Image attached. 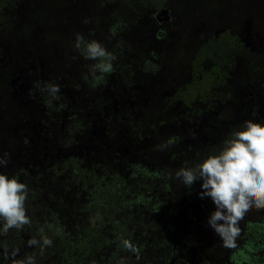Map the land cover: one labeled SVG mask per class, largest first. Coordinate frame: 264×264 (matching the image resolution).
I'll return each mask as SVG.
<instances>
[{
	"label": "flooded vegetation",
	"instance_id": "af4514ba",
	"mask_svg": "<svg viewBox=\"0 0 264 264\" xmlns=\"http://www.w3.org/2000/svg\"><path fill=\"white\" fill-rule=\"evenodd\" d=\"M161 6L143 10L140 15L143 28L131 33L130 42H136L140 35L138 51L144 53L143 64L147 61L154 62L141 68L140 81L129 88L121 84L119 72L93 79L91 73L85 76L86 65L78 60L75 62L77 55L71 60L63 56L65 61L58 55H48L49 50L61 52L64 41L61 40L63 42L60 46H54L53 50L51 38L40 46L39 43L47 35L37 30L41 26L37 22L36 40L33 44H38L39 47L34 53L30 52L33 65L27 70L23 82L16 80L17 85L14 87L20 86L19 93H14L13 98L6 101L0 98V103L3 102L5 107L4 114L11 116L16 125L23 122L27 126L17 127L15 131L11 127L14 124L8 123L0 114L4 123L0 126V132H5L9 139L17 141L14 145H22L28 141L24 146L32 149L39 147V154L34 157L32 153L27 155L23 149L10 146V150L5 149L8 154L5 158L10 159L12 164L7 162L6 166H0V171L22 172V175H26L28 170L34 177L46 172L45 162L49 155L51 163H54L59 162V155L61 159V155L67 158L76 154V149L82 144L83 133L90 132L99 137L111 133L114 142L121 148L120 151L128 153L125 155L128 156L127 159L101 166L94 158L85 159L78 162L79 167L87 169L86 172L97 168L105 171L106 181L109 183L116 182L115 175L125 173L127 167V173L131 174L135 166H140L144 173L137 177L134 185L133 181L128 182L123 192L117 191L119 188L114 191L111 189L113 194L119 192L118 196H125L129 208L131 198L143 194V197L152 198L151 210L154 212L162 209L160 202L153 197L160 192L161 198L170 197L168 207L172 211L163 218L164 213H160L156 222L150 226L144 225V221L136 222V229L134 228L130 238L122 239L130 240L139 248V258L123 246H107L110 240H106L97 251L94 246L77 245L63 253L64 246L56 242H52L53 247L41 250L38 246H29L28 242L32 238L42 241L36 232L37 222L41 219L45 222L43 216L49 213L41 205L30 206L39 201L36 199L39 196L33 194L37 189H31L28 199L34 198L36 201H26L27 215L35 216L37 221L34 226L25 225L19 230L13 228L6 235H0V264H16L27 256H33L35 264H120L121 260L126 261V264H219L225 247L222 246L221 238L210 232L213 228L208 224L216 206L211 198L200 197L199 193L203 191L202 181L187 188L175 178V172L181 167L194 166L203 154L209 152L208 149L214 148L213 155L218 154L223 142L233 131L240 130L245 121L251 120L264 125V2L259 5L255 4V0H166ZM3 11L9 13L6 8ZM38 36L43 39L39 40ZM113 37V34L109 37L110 44ZM202 50V53L210 52L226 59L239 54L241 56L236 60L239 67L231 66L228 61L219 70L216 65L206 66L204 61L194 59V55ZM192 52L194 55L191 56V61H186ZM257 53L260 56L255 58ZM180 54H183L184 61L180 59ZM164 55L165 59L160 58ZM40 64L46 65L51 72L48 77L40 76L41 73L34 69ZM255 64L261 66V72L255 74L253 69L251 77L243 67L246 65L247 69L248 66L255 67ZM114 69L118 70L116 67ZM54 76L57 77L52 78ZM237 76L241 81L235 84ZM101 79L107 82V87L102 89L97 85ZM39 82L44 85L38 90L47 87L45 82L59 85V99H51L53 97L46 89L41 91L42 94L35 91L30 95L29 92ZM180 86L182 87L179 88ZM99 91H102V100L106 102H102L98 110L107 119L106 123L95 111L88 110L86 105L87 99L97 98ZM182 94L184 97L178 102L177 97ZM28 102V107L34 109L30 115L24 113L27 110L24 105ZM218 104L222 105L221 108ZM38 113L42 117L39 131L36 129ZM121 121L124 122L123 125ZM193 122L198 125L194 132L190 131ZM170 128L179 132L166 133ZM49 133L67 136L70 148L61 149L48 144L51 140L46 139L45 135ZM74 139L76 144L72 142ZM170 139H174V143L168 145ZM0 140L7 143L4 139ZM127 141L131 149L125 152ZM47 150L54 152L53 158ZM17 151L20 162L17 160ZM37 167L38 170L35 171ZM161 178L168 179L161 181ZM138 180L145 183L139 194ZM43 188L46 192L53 190L52 186ZM54 190L58 191L57 188ZM140 210L142 212V208ZM143 212L151 214L145 209ZM255 215L264 216V210H250L240 222V228L243 230L247 222H250L254 224L252 228L255 231ZM69 225L80 227L81 232L85 230L83 223ZM240 235L243 236V232ZM182 237L184 241L181 240ZM237 240L240 249L225 252L223 257L226 263L248 264L247 260L254 262L255 254L244 247V240L240 241L239 237ZM169 243H172L171 251L168 249ZM56 248H59V253ZM149 251L152 253L149 254Z\"/></svg>",
	"mask_w": 264,
	"mask_h": 264
},
{
	"label": "trees",
	"instance_id": "16d2710c",
	"mask_svg": "<svg viewBox=\"0 0 264 264\" xmlns=\"http://www.w3.org/2000/svg\"><path fill=\"white\" fill-rule=\"evenodd\" d=\"M163 1L166 2V0H0V98L6 101V99L13 98L14 93H19L20 86L17 88L14 86L17 79L23 82L27 70L33 65L32 61H30V56L32 55L30 52L34 53L38 50L39 45L43 46L50 38L52 40V50L56 45L59 47L63 41L64 44L61 45V52L49 50L48 55H58L63 61H65L64 57L71 60L75 59L77 55L75 62L78 60L79 63L86 65L85 76L90 73L89 66L95 63V61L86 60L74 47L78 33L82 34L88 41L96 40L100 42L109 52L113 53L116 56V59L113 61V67H116L118 70L121 69V71L114 69L111 75L119 72L121 84L126 88L133 87L141 79V68L147 64H153L154 61H147L145 65L143 64L145 60L144 53L141 54L138 49L135 50L136 45L140 43V35L136 42H130L131 33L138 32L143 28V23H140L142 19V16H140L141 12L162 7ZM263 2L264 0H255V4L262 5ZM4 8L8 9L9 13L7 11L4 12ZM37 22L41 23V26L37 30H41L42 33L45 32V35H47L39 45L33 44L36 40L35 28ZM15 31L17 32L16 34ZM111 34L114 37L110 44L109 37H111ZM37 38L39 40L43 39L42 36H38ZM110 45L111 48L109 49ZM203 51L196 56L192 52L187 56L188 60L186 61H191V56L194 55V59L204 61L206 66L209 64L216 65L218 70L219 67L222 69L227 61L231 66L239 67L236 61L241 56L239 54H233V58L226 59L210 52L202 53ZM258 56L260 54H255V58H258ZM151 57L153 56H149V58ZM180 57L178 58L183 59V61L185 60L183 54H180ZM160 58L165 59V55ZM146 60L148 59L146 58ZM253 69H255V74L261 72L259 64H255V67L248 66L247 69L246 65L243 67V70L250 74L251 77L254 72ZM240 81L237 76L235 84ZM42 82L35 84V89L33 88L34 90L30 91L29 94L32 95L35 91L42 94L41 91L47 89L46 87L43 90H38L41 85H44ZM45 83L49 84L48 82ZM97 85L102 89V87L107 85V82L101 79L97 82ZM101 92H98L97 98L89 97L86 105L88 110L95 111L106 123L107 119L103 118L101 111L98 110L102 102H106V100H102L104 96ZM3 104V102L0 103V114L2 117L8 123L14 124L15 128L23 126L16 125V122L11 120V116L4 114L5 107ZM24 106L27 109L24 113L27 112V115H30L31 109L28 108L27 103ZM218 106L222 105L218 104ZM219 118L222 120V116ZM196 123H192L190 131L193 130L194 132L198 128ZM3 124V118H0V126ZM121 124L123 125L124 122L121 121ZM170 131L173 133L179 132L173 128L165 132L169 133ZM55 134L49 133L45 135L46 139L51 140L48 144L55 145L61 149L70 148V140L67 139V136L63 137L58 134L55 136ZM91 134L90 132L83 133L82 144L76 149V154H71L67 158L61 155V159L59 155V162L55 161L54 163H51L49 155L48 160L45 162L46 172L48 173L43 172L34 177L28 170H26V175H22V172L17 173L14 171L5 173L8 177L13 176L19 182L26 184L29 192L31 189H37L33 194L39 196L36 198L39 201L35 202L34 198H29L27 201L33 200L35 202L30 206L41 205L49 215L43 216L45 222L42 219L37 222L38 229L36 232L41 239L47 237L52 242L62 244L64 246L63 253L70 251L77 245L82 247L94 246V249L97 251L98 248L101 249L106 240H110L107 246L121 247L122 239L126 237L130 238V235L135 231L136 222L144 221V225L150 226L156 222V218L160 213H164L163 218L172 211L171 207H168L170 205V197L165 196L161 198V193L158 192L153 197L160 202L162 209L152 212V198L143 197V194H139L142 192L141 189L145 187L144 181L138 180L139 188L137 194L139 195L137 198H131L132 203L130 208L125 202L126 197L123 196L121 198L118 196L119 192L125 191V185L128 182L133 181L134 185L137 177L143 175L144 170L140 166H135L131 174L127 173L129 172V168L127 167L125 173L122 174L120 172L121 175H115L116 182L109 183L106 181L105 171L97 168L86 172L85 170L87 169L83 170L79 167L78 162L93 158L99 161V166L105 163L122 162V160L128 157L125 156L128 155L126 150L131 149L127 141L126 146H124L126 154L122 153L120 151L121 148L114 142V137L111 133H106L104 137ZM27 142L25 141L22 145L12 144L11 147L14 149L21 148L25 154L32 153L36 157L39 154V147L32 149L24 146ZM72 142L76 144L75 139ZM212 149L214 148L208 149L207 151L209 152L203 154L199 162H202L207 156L213 155L214 150ZM47 152L51 154V158L54 157L53 151L47 150ZM22 159L25 160L24 157ZM127 163L125 162V164ZM31 167L33 168L34 166ZM34 170H38V167ZM13 172L17 173L16 176ZM0 174H2L1 171ZM153 174L156 173L153 172ZM21 176L22 179L20 178ZM167 179L161 178L160 180L165 181ZM47 180L49 181L47 182ZM114 183L116 184L114 185ZM51 186L53 187L51 192L44 191L43 187L50 188ZM56 188L58 191L54 190ZM116 188H119L117 190L119 192L113 194ZM92 190L94 191L92 192ZM114 196L116 197L114 198ZM140 208H142V212ZM143 209L151 214L144 213ZM28 217L31 220L30 224L34 226L37 221L35 216ZM263 221L264 216L255 215V231L252 228L254 224L250 222H247L243 230L241 229L243 236L240 235L239 240H244L242 242L244 243V247L255 254V261L251 262L247 260L248 264H264ZM80 223L84 224L85 230L83 232L80 231V227L69 225ZM210 232L216 234L214 229H211ZM236 243V249L224 248L221 253L222 255H220L219 264H227L226 259L223 257L225 252H235L240 249L239 241L237 240ZM171 244L169 243V248L167 247L170 251L172 249ZM50 246L53 247L52 244ZM56 250L59 253V248H56ZM52 254H55V252H52ZM234 257L235 254L232 256V259Z\"/></svg>",
	"mask_w": 264,
	"mask_h": 264
},
{
	"label": "clouds",
	"instance_id": "9594fccd",
	"mask_svg": "<svg viewBox=\"0 0 264 264\" xmlns=\"http://www.w3.org/2000/svg\"><path fill=\"white\" fill-rule=\"evenodd\" d=\"M74 47L86 60L95 61L89 66L93 79L114 71L116 56L100 42L88 41L78 33ZM46 90L51 97L59 99V85L48 84ZM172 143L174 139L167 142ZM7 156L5 153L0 157V166H6ZM175 178L187 188L202 181L200 197L211 198L216 206L208 224L221 238L223 247L236 249L241 234L239 225L245 215L253 208L264 210V125L245 121L240 130L233 131L223 142L218 154L209 155L194 166L181 167L175 172ZM28 193L26 184L0 174V235L31 223L26 209ZM28 243L43 250L52 241L44 237L42 241L32 238ZM122 246L139 258L140 250L130 240H122ZM16 264H35V258L27 256ZM120 264L126 261L121 260Z\"/></svg>",
	"mask_w": 264,
	"mask_h": 264
},
{
	"label": "rangeland",
	"instance_id": "374dc122",
	"mask_svg": "<svg viewBox=\"0 0 264 264\" xmlns=\"http://www.w3.org/2000/svg\"><path fill=\"white\" fill-rule=\"evenodd\" d=\"M138 49V45H136V48L135 50ZM37 72L41 73L40 76H43V77H48L50 75V71L48 70L47 66L46 65H43V64H40L38 65L37 67L34 68ZM57 76H54L52 78H55ZM182 86H180L179 88H181ZM184 95L182 94L181 96H178L177 97V100L178 102L183 99ZM29 102L27 103V106H28ZM29 108V107H28ZM32 109V108H30ZM32 112H34V109L31 110ZM39 114V122L37 123V131H39V127L41 126V122L42 121V117ZM44 119V118H43ZM16 124V123H15ZM18 125H24L25 127L27 126V124H24L23 122L19 123ZM13 129L16 131L17 129L15 128V126L13 125ZM7 138V139H6ZM0 139H4L7 143H3L1 140H0V157L2 154L5 153V149L6 150H10V146L13 144V143H16L17 141L13 140V139H9V136L5 133V132H0ZM9 139V140H8ZM19 152L17 151L16 153V156H17V160L20 162V157L18 156ZM78 156V155H77ZM15 160H16V157H15ZM7 162H9V164H12V161L9 159L7 160ZM2 171V170H1ZM2 174L6 175L4 172H2ZM180 220V217L178 218ZM185 236V235H184ZM182 241L183 240V237L181 238ZM152 252L149 251V254H151Z\"/></svg>",
	"mask_w": 264,
	"mask_h": 264
}]
</instances>
